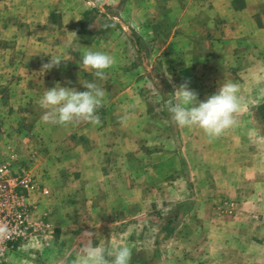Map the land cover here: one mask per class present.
<instances>
[{
	"label": "crops",
	"instance_id": "1",
	"mask_svg": "<svg viewBox=\"0 0 264 264\" xmlns=\"http://www.w3.org/2000/svg\"><path fill=\"white\" fill-rule=\"evenodd\" d=\"M58 9L57 3H50V14ZM26 29L23 24L18 27L21 32ZM51 29L59 30L54 25ZM27 50L25 59L34 57L37 82L42 79L37 72L50 55L44 56L40 41L27 45ZM51 55L67 59L48 71L51 87L59 82L84 91L71 79L79 73L74 75L69 67V50ZM129 81L119 84L109 78L97 83L104 87L105 97L96 123L42 122V133L49 130L52 141V182L60 190L66 184L71 198L58 202L52 197L50 236L45 223L36 222L42 227L36 233L40 243H17L0 264H73L90 243L109 250L128 245L133 249L130 264H140L141 257L149 260L145 264H264V130L255 127V122L264 125L256 118L261 104L250 120L240 121L204 149L201 130L171 122L160 90L159 115L148 104L135 102L137 93L133 101H119L136 89V81ZM116 85L122 91H115ZM42 92L40 87L34 90L36 96ZM210 192L222 199H209ZM235 197L242 198L243 206L237 218ZM224 209L226 216L220 219ZM48 238L46 246L42 239Z\"/></svg>",
	"mask_w": 264,
	"mask_h": 264
},
{
	"label": "rangeland",
	"instance_id": "2",
	"mask_svg": "<svg viewBox=\"0 0 264 264\" xmlns=\"http://www.w3.org/2000/svg\"><path fill=\"white\" fill-rule=\"evenodd\" d=\"M51 2L59 6L56 14L49 12ZM41 4L40 0H0V153L12 157L17 177L27 179L24 174L28 173L36 184L37 189L29 193L22 190L34 224L44 222L48 236L52 197L67 202L71 196H66V184L60 190L52 182L56 178L49 170L52 141L49 130L42 133L44 110L39 107L40 95L34 94L36 87L45 90L52 84L48 71L38 70L42 79L36 82L34 57L25 59L27 45L34 47L40 41L44 56L69 50L73 56L69 67L74 75L79 73L71 78L74 83L102 82L79 67L85 50L110 54L114 63L103 81H136L134 92L125 93L119 101H133L131 96L137 93L135 102L148 104L158 115L163 102L159 90L165 100L170 99L185 81L200 100L217 91L220 83L238 84L242 109L235 114L236 124L250 120L252 110L264 103L260 90L264 88V0H41ZM20 24L28 29L21 32ZM53 25L59 30H52ZM131 25L143 29L136 31ZM256 27L260 32L253 31ZM133 38L144 43L140 54ZM260 125L255 122L264 130ZM202 138L204 149L213 144L214 139L209 141L203 132ZM210 194L209 199H222L220 194ZM233 201L237 218L243 212L242 198ZM223 211L217 214L220 219L226 216ZM36 241H41L38 234H32L23 246ZM42 243L49 246V238ZM148 261L141 257L140 264Z\"/></svg>",
	"mask_w": 264,
	"mask_h": 264
},
{
	"label": "clouds",
	"instance_id": "3",
	"mask_svg": "<svg viewBox=\"0 0 264 264\" xmlns=\"http://www.w3.org/2000/svg\"><path fill=\"white\" fill-rule=\"evenodd\" d=\"M67 60L59 55H50V61L42 66V73L59 67ZM79 67L86 73L103 81L105 71L109 69L114 58L108 53L94 51L90 48L81 54ZM85 89L78 91L74 87L61 86L43 90L39 97V107L44 110L41 117L46 124L66 125L72 122H98L97 110L105 97V89L95 82H81ZM239 85L225 81L218 90L198 99V94L191 90L189 82L180 84L173 92L172 98L165 100L164 108L171 122L177 127L198 128L209 141L221 136L226 130L236 125L235 114L242 109L238 95ZM132 248L126 244L113 247L111 250L102 244H88L77 254L73 264H130Z\"/></svg>",
	"mask_w": 264,
	"mask_h": 264
},
{
	"label": "built area",
	"instance_id": "4",
	"mask_svg": "<svg viewBox=\"0 0 264 264\" xmlns=\"http://www.w3.org/2000/svg\"><path fill=\"white\" fill-rule=\"evenodd\" d=\"M12 167V157L0 153V261L17 243L28 240L42 229L41 224H34L30 203L22 190L25 188L29 193L37 186L28 173L24 174L28 180L17 177Z\"/></svg>",
	"mask_w": 264,
	"mask_h": 264
},
{
	"label": "trees",
	"instance_id": "5",
	"mask_svg": "<svg viewBox=\"0 0 264 264\" xmlns=\"http://www.w3.org/2000/svg\"><path fill=\"white\" fill-rule=\"evenodd\" d=\"M132 43L136 47L138 53H141V48L143 47L144 43L142 42L141 38L132 39ZM163 96V92L161 91ZM256 118L261 122H264V103L256 110Z\"/></svg>",
	"mask_w": 264,
	"mask_h": 264
}]
</instances>
